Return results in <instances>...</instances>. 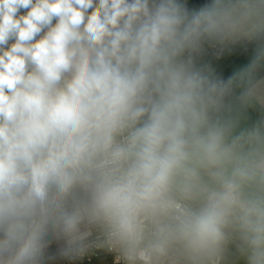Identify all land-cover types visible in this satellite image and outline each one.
I'll return each mask as SVG.
<instances>
[{
    "label": "clouds",
    "instance_id": "obj_1",
    "mask_svg": "<svg viewBox=\"0 0 264 264\" xmlns=\"http://www.w3.org/2000/svg\"><path fill=\"white\" fill-rule=\"evenodd\" d=\"M259 37L264 0H0V264H44L50 237L116 264L233 245L264 264V121L234 134L225 104L240 85L264 105V46L227 82L183 58Z\"/></svg>",
    "mask_w": 264,
    "mask_h": 264
},
{
    "label": "crops",
    "instance_id": "obj_2",
    "mask_svg": "<svg viewBox=\"0 0 264 264\" xmlns=\"http://www.w3.org/2000/svg\"><path fill=\"white\" fill-rule=\"evenodd\" d=\"M189 12L198 10L200 7L193 0H179ZM212 0H209L207 4H211ZM205 4V5H207ZM253 40L242 39L236 41L235 43L226 42L222 44L225 47L223 52V57L221 60H217L214 55L205 48H210L213 44L218 42H203L201 49L195 53H185L184 59H187L189 55L193 60L194 66L198 69H203L208 73L212 78L215 77L219 72H221L245 47H247ZM264 46V37L256 43L253 48H251L246 54L239 58L235 63H233L228 70L222 74L218 79L227 82L228 79L232 78L236 74L242 72L246 69L257 55L258 49ZM187 55V57H186ZM254 76L256 79L264 80V62L256 69ZM244 88L240 85H234L231 93L226 96L225 104L231 105L233 108V115L239 114V123L235 129L234 134H238L240 131L245 129H250L255 126L257 123L264 121V105L253 103L252 105L247 106L246 108L241 109L240 107V97L243 94ZM93 236V235H92ZM89 237V240L92 238ZM50 244L56 246L58 251V256L62 259L64 256L60 254V250L64 247V241L58 240L55 237H50ZM55 264H63L62 262H57ZM88 264H108L107 258H99ZM227 264H246V261L241 257L237 252L235 246H230L229 255L227 257Z\"/></svg>",
    "mask_w": 264,
    "mask_h": 264
},
{
    "label": "built area",
    "instance_id": "obj_3",
    "mask_svg": "<svg viewBox=\"0 0 264 264\" xmlns=\"http://www.w3.org/2000/svg\"><path fill=\"white\" fill-rule=\"evenodd\" d=\"M20 14H25V10H21ZM53 23H55V21ZM13 42L14 41H10V43ZM204 50L210 51L217 60H221L225 47L220 43H215L210 48H205ZM97 235L98 234L94 232L89 242L92 243L96 241ZM117 255L118 254L113 253L106 248L92 247L83 256L65 257L63 264H88L99 258H107L108 264H116ZM120 264H123V262L120 261Z\"/></svg>",
    "mask_w": 264,
    "mask_h": 264
},
{
    "label": "rangeland",
    "instance_id": "obj_4",
    "mask_svg": "<svg viewBox=\"0 0 264 264\" xmlns=\"http://www.w3.org/2000/svg\"><path fill=\"white\" fill-rule=\"evenodd\" d=\"M65 256L60 259L58 256V251L56 250V246L50 244L46 249V259L44 264H55L57 262H64Z\"/></svg>",
    "mask_w": 264,
    "mask_h": 264
},
{
    "label": "water",
    "instance_id": "obj_5",
    "mask_svg": "<svg viewBox=\"0 0 264 264\" xmlns=\"http://www.w3.org/2000/svg\"><path fill=\"white\" fill-rule=\"evenodd\" d=\"M262 37L256 38L247 47H245L221 72H219L213 79H218L222 73L227 70L233 63H235L239 58L246 54Z\"/></svg>",
    "mask_w": 264,
    "mask_h": 264
},
{
    "label": "trees",
    "instance_id": "obj_6",
    "mask_svg": "<svg viewBox=\"0 0 264 264\" xmlns=\"http://www.w3.org/2000/svg\"><path fill=\"white\" fill-rule=\"evenodd\" d=\"M197 5H199V6H203V5H205V4H207L208 2H209V0H193ZM262 39V38H261ZM260 39V40H261ZM259 40V41H260ZM258 41V42H259ZM257 42V43H258ZM228 70V69H227ZM227 70H225L222 74H224ZM222 76V75H221Z\"/></svg>",
    "mask_w": 264,
    "mask_h": 264
}]
</instances>
